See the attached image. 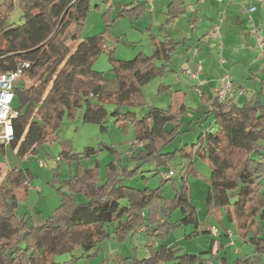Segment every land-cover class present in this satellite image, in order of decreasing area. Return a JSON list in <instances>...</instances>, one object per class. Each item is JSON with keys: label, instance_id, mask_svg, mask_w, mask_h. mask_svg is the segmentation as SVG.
I'll return each mask as SVG.
<instances>
[{"label": "trees", "instance_id": "16d2710c", "mask_svg": "<svg viewBox=\"0 0 264 264\" xmlns=\"http://www.w3.org/2000/svg\"><path fill=\"white\" fill-rule=\"evenodd\" d=\"M106 4L102 12L104 30L91 38L82 37V29L91 0H0V72L14 70L28 62L21 77L29 84L14 85L12 109L14 137L9 142L23 158L35 154L45 142L58 141L63 117H74L82 109V121L106 129V118L122 127L131 125L134 141L124 156L111 145L114 167L99 175V162L84 168L80 156L63 143L59 158L76 161L75 173L60 180V202L48 217L33 223L30 215L19 216L18 203L26 200L32 173L19 164L0 170V264H59L57 256L70 254L69 264L90 258L107 238L124 241L139 228L155 238L167 235L177 226L192 225L186 237L197 235L200 220L191 201L189 183L184 172L194 158L210 168L206 195L207 213L221 221L226 216L236 224L237 233L247 238L252 233L253 254L228 260L224 256L215 264H261L264 261V98L260 91L245 101L233 98L219 101L201 94L202 106L196 123L200 129L194 141L166 150L183 129L181 116L188 109L181 100L184 92L174 91L166 107L144 106L141 87L162 75L171 64V55L179 41L168 32L161 38L150 32L151 54L141 53L136 59L119 62L109 68V75L93 68L98 55L106 48L101 35L110 33L115 18L139 19L145 4L139 0ZM183 0L167 4L166 23L184 10ZM18 7L19 22L9 15ZM95 8H100L96 3ZM115 7V8H114ZM114 10V11H113ZM114 15V16H113ZM158 30H165L161 25ZM101 37H100V36ZM76 40L73 49L67 45ZM113 50L109 51L112 54ZM113 81L114 88L107 82ZM162 86V85H161ZM164 88H170L169 85ZM107 105L112 106L110 113ZM140 106V112L133 109ZM201 106V107H202ZM0 143V152H5ZM95 152L92 148L84 151ZM178 159V161L176 160ZM146 164L152 168L145 169ZM178 169L181 182L172 197H166L163 186L173 176L163 172ZM160 176L155 187L150 178ZM131 181L138 184H130ZM179 212L175 218H172ZM263 221V224L262 222ZM207 233L209 231H201ZM80 249L79 256L74 255ZM210 252V251H209ZM200 253H190L176 244L150 245L145 256L123 257L118 264H202Z\"/></svg>", "mask_w": 264, "mask_h": 264}, {"label": "rangeland", "instance_id": "374dc122", "mask_svg": "<svg viewBox=\"0 0 264 264\" xmlns=\"http://www.w3.org/2000/svg\"><path fill=\"white\" fill-rule=\"evenodd\" d=\"M156 1L157 0H153L154 5H156ZM96 3L100 4V8L94 7ZM105 9L106 4L101 0H91L90 8L86 15L81 33L82 37L91 38L92 36H97L104 30V20L101 14ZM20 13V9L16 7L11 11L9 20L11 22H19ZM162 16L163 15L159 14V11H157V15L154 19L144 16V14H142L139 19H133L132 21L127 16L115 18L110 26V33L101 35L106 44V48L94 61L93 68L109 75L108 71L112 65L118 64L119 62L132 61V59L141 52L151 54L152 45L150 43V30L147 29V25H149V23H154L155 25L162 23L165 17L163 16L162 18ZM180 21L181 18H178L175 20V23H180ZM251 23L248 14L244 20V29L246 31H249ZM155 25L152 27V32L157 33L158 27ZM174 33L177 34L175 29L172 30V36L176 39L179 38L175 36ZM261 33L264 35L263 31H261ZM72 44L73 42H69L68 44L70 45L68 46L70 49H73L71 46ZM213 47H215L214 51L211 50V52L214 56L212 57L210 53L212 57L210 65L212 70L215 71L214 78L218 76L217 80L219 81L225 71L229 72L227 63L228 56L226 52H223V49L219 51V47H217L216 44L213 45ZM186 49L187 47H184L183 44H179L172 55L176 70L175 73L168 69L162 75L152 78L141 87L142 102L145 107L148 105L167 106L171 99V94L174 93L175 89L182 88L186 90L184 102L192 107L190 108V113H192V115L195 114L194 124L191 126L192 129L190 131L188 130L178 136L166 147V150H173L174 148L182 146L184 143H190L200 132V125L195 123L198 118V112L194 109L201 103L199 98L200 90L192 85L193 82H190L191 80L184 75L186 73L182 68V64L185 62L187 55H190L194 49L189 51H186ZM110 50H113L112 54H109ZM255 52L259 55L258 50H255ZM219 54H221V56H219ZM221 57L223 58V62H220ZM22 80L24 84H29L27 78L19 76L14 82V85H20ZM251 82L250 79L244 80L246 89H249L250 86H254V84L250 85ZM168 84L171 85L170 88H164V86ZM107 86L109 88H114L115 84L113 81H110L107 82ZM256 86L260 89L261 83ZM204 90H209V87L205 85ZM234 97L235 99L237 98L235 95ZM107 109L110 113L112 106L107 105ZM133 109L140 112V106H135ZM82 111V109H79L74 117L65 115L58 130L59 140L43 143L39 146L35 154L29 153L23 158H20L9 143L5 145V152H0V169L5 170L19 164L22 168H28L32 173L27 198L19 202L18 208L16 209L19 216L30 215L33 218V223H37L42 220V217H48L52 210L58 206L60 197L57 188L60 186L58 182L60 180L57 181L54 179V172L58 174L59 179L64 178L71 173H75L77 165L76 161H71L69 163L66 158L58 157L63 143L69 144L72 151L79 154L81 157L79 161L84 168L92 167L95 160H98L101 179H104L105 174L111 169L109 168V164L112 163L114 166V153L104 145H111L124 156L127 154V148L130 146L128 140L133 137V127L131 125L129 131L125 128H120L113 123V117L108 115L105 123L106 129L101 130L100 126L95 123H84L82 121ZM188 118L189 117L186 115L183 118V129L187 128ZM207 126V122H203V129L207 128ZM261 143L264 144V139L261 140ZM88 148H92L95 152L90 151L84 154V151ZM176 160L178 161V159ZM40 161H47V165L40 166ZM195 161L197 162L195 163L194 169L188 170L183 174L186 176L189 183L191 201L196 207L200 226L204 228L206 225L213 224L217 229V232L213 234L217 237L215 238L217 243L214 241L213 244L210 245V241L206 242L208 238L202 235L201 230H199L196 236L186 237L185 234L191 232L193 229V226L188 224L174 227L167 235L155 236V238L147 234H142L140 236L128 235L124 241L107 238L100 243V249L89 259L90 264H118V259L123 257H143L147 254L150 245L156 246L161 240L168 244H176L183 250H188L189 252L194 250L202 252V257L205 256L202 264L212 263L214 259L217 260L222 256L228 260H232L238 256L252 255V233H249L247 238H244L237 233L234 221H229L226 216L219 221L214 214L207 213L205 198L208 192L210 173L207 171V164L201 161V159L197 158ZM51 162L54 164L52 165ZM144 168L148 169L152 167L151 164H146ZM174 174V176L172 175L173 178L168 180L163 186V193L166 197L173 196L174 187L178 186L182 180L178 169L175 170ZM159 179L160 176L150 178L148 185L152 188L157 186ZM132 183L138 184V182L136 183L134 181L130 182V184ZM177 215H179V212L172 215V218H175ZM261 222L263 224V221ZM224 232L227 236H221ZM73 253L76 256L81 254L80 249H75ZM213 253L221 255H215ZM69 257L70 254H60L57 256V260L59 264H69ZM78 264H86V260L81 258ZM261 264H264V261H261Z\"/></svg>", "mask_w": 264, "mask_h": 264}, {"label": "crops", "instance_id": "0c3cea01", "mask_svg": "<svg viewBox=\"0 0 264 264\" xmlns=\"http://www.w3.org/2000/svg\"><path fill=\"white\" fill-rule=\"evenodd\" d=\"M129 1L131 0H109L107 5L111 4L112 6H116L118 2L126 3ZM139 1L145 4V10L143 12L144 16L146 17L148 16L151 17V19H154V17L157 15V11H159V14L165 16L164 21L162 23L158 25H155L154 23H149V25H147V29L150 30V32H152V27L154 25L157 27L162 25L165 28V30H158V32L156 33V35L159 38H161L166 32H168L172 36V30L175 29V32L177 34L174 33V35L179 38H177L178 39L177 40L174 36L172 37L175 40L179 41V44H183L184 47H187L186 51L194 49V51H192L190 55H187L185 62H183L182 64V68L186 73L184 75L191 80L190 82H193L192 85L196 89L200 90V95L203 93L206 94L207 96H213V89L219 83V81L217 80L218 76L216 75L217 77L214 78L215 71L212 70L210 65V63L212 62L211 58L214 56L211 50L214 51L215 47H213V45L216 44V46L219 47V51H221L220 49H223V52L224 53L226 52L228 56L227 57V63L229 66L228 70L234 82L239 86L245 87V92L242 95L236 94L235 96H237V98L235 99V97H233V99L237 102L245 101L250 96L255 95L258 91L261 92L264 98V61L261 58L260 54L258 55L255 52L256 49L252 48L254 45V38L251 35L250 29L249 31H246L244 29L245 27L244 20L245 17H247V15L249 14V17L252 22L251 26L252 24L256 25L260 31L264 32V9L260 7L257 0H222V1L183 0L182 3V6L184 7L183 12L178 17L174 18L168 23H166V19L168 18L166 13L167 11L166 7L170 0H157L155 2L156 5H154L153 2L151 4H148L146 0H139ZM253 5L256 6L255 10L249 13L248 8ZM178 18H181L180 23L179 22L175 23V20ZM214 24H219L220 39H222L221 40L222 46H220L215 39L209 36V29ZM69 42H73V44L71 45L72 47H74L76 44V40L73 39H69L67 45L69 44ZM152 52H153V46H152ZM141 53H138L132 60L136 59L137 56L140 55ZM210 53L212 57L210 56ZM172 55H171V64L169 68H167V70L169 69L171 72L175 73L176 70L174 67V62L172 60L173 58ZM188 70L195 73L196 77H192L187 72ZM246 79H250L252 81L250 85L254 84V86H250L249 89L248 88L246 89V84L244 83V80ZM259 83H261L260 89L257 88L256 86ZM168 85L169 87L171 86L170 84ZM205 85L209 87V90H204ZM176 90H180L186 94V90L182 88H177L174 91ZM185 94L184 96H182L181 100L188 109L181 116V120L182 123H184L183 118L185 117V115L189 117L187 121L188 122L192 121V124L189 126V131H190L192 129L191 126L194 124L195 114L192 115V113H190L191 112L190 108L192 107L184 102ZM200 97L201 96H199V98ZM171 99L174 100L175 105L178 107L180 103V99L179 98L177 99L175 95H171ZM201 106H202V102L200 103V105L194 108L195 110H197L198 114L199 111L202 112L204 108H206V106L205 107L204 106L201 107ZM201 127L200 129H202ZM120 128H125L127 131L131 129L130 125H124ZM194 140L195 139H192L190 142ZM128 141H129V145H131V143L134 141V130H133V137ZM196 159L197 158H194L193 163L189 166V170L194 169L195 163L197 162L195 161ZM204 163L206 164V162ZM51 164L53 165L54 163L51 162ZM39 165L42 166L41 164ZM113 167L114 166L112 165V163H110L109 168L112 169ZM0 170L5 171L2 169ZM207 171L210 173L209 166L207 168ZM29 187L30 186L28 184V188ZM211 227H214V225L210 224V225H206L204 228H201L199 223V230L209 231L207 233H203V232L201 233L202 235L208 238L206 242L210 241V245H212L214 241L217 243V241L215 240V238L217 237H215V235H213L212 232L210 231ZM142 234H147V233L141 228H139L135 231L134 234H132V236L134 235L140 236ZM222 234L223 235L221 236H227L225 235V232ZM160 244L171 245L162 242V240L158 242L157 245ZM185 251L189 252L188 250ZM190 253H200V252L194 250ZM215 255H221V254H215ZM215 263L216 260L214 259L213 262L209 264H215Z\"/></svg>", "mask_w": 264, "mask_h": 264}, {"label": "built area", "instance_id": "2783aa9c", "mask_svg": "<svg viewBox=\"0 0 264 264\" xmlns=\"http://www.w3.org/2000/svg\"><path fill=\"white\" fill-rule=\"evenodd\" d=\"M222 1V0H218ZM147 3L151 4L153 0H146ZM260 7L264 9V0H257ZM256 6L248 8V12L254 11ZM251 35L254 38V45L252 48L258 50L261 58L264 61V35L258 29L256 25L250 28ZM209 36L217 41L222 46L220 40L219 24H214L209 29ZM220 53V52H219ZM221 56V54H219ZM220 62H223L221 57ZM29 65L28 62H20L14 70L0 72V143H9L15 134L13 126V118L16 112L12 109V101L14 97V82L17 77L22 73L24 67ZM192 77H196L195 73L187 71ZM245 92L244 86L237 85L232 76L228 71H225L219 79L218 85L213 89V96L219 101H226L229 98H233L234 95H242ZM46 162V163H45ZM41 165H47V161L40 162ZM173 170L169 169L167 172L161 174L162 177L172 176ZM143 230V228L141 227ZM210 231L212 234L217 232L215 227H211Z\"/></svg>", "mask_w": 264, "mask_h": 264}]
</instances>
